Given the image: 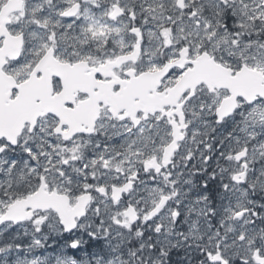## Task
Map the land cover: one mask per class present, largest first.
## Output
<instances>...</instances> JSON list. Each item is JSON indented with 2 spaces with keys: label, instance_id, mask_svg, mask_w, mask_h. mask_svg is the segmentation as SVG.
<instances>
[{
  "label": "snow or ice",
  "instance_id": "1",
  "mask_svg": "<svg viewBox=\"0 0 264 264\" xmlns=\"http://www.w3.org/2000/svg\"><path fill=\"white\" fill-rule=\"evenodd\" d=\"M0 264H264V0H0Z\"/></svg>",
  "mask_w": 264,
  "mask_h": 264
}]
</instances>
